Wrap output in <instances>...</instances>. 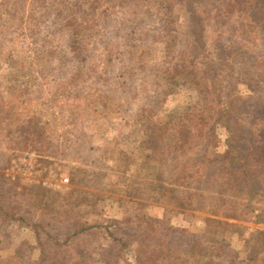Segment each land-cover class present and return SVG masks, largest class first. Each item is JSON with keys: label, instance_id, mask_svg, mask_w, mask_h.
<instances>
[{"label": "trees", "instance_id": "16d2710c", "mask_svg": "<svg viewBox=\"0 0 264 264\" xmlns=\"http://www.w3.org/2000/svg\"><path fill=\"white\" fill-rule=\"evenodd\" d=\"M257 5L0 0V138L34 139L37 164L63 152L110 164L112 149V164H127L123 180L152 173L139 197L205 216L182 229L170 224L174 212L151 207L78 229L70 239L79 242L56 249L30 228L21 235L37 242L15 264H264V230L237 222L246 213L264 226V16L238 13ZM95 135L104 152L91 146ZM100 227L115 248L80 243ZM16 248L11 230L0 231V264H13L5 256Z\"/></svg>", "mask_w": 264, "mask_h": 264}, {"label": "rangeland", "instance_id": "374dc122", "mask_svg": "<svg viewBox=\"0 0 264 264\" xmlns=\"http://www.w3.org/2000/svg\"><path fill=\"white\" fill-rule=\"evenodd\" d=\"M238 13L246 20L258 21L260 16H264V7L257 5L255 10L247 9ZM22 32L25 38L20 37L18 41L23 45L24 40L27 43L30 42V37L24 30ZM231 64H227L228 69ZM154 102H156L155 99L149 101V103ZM55 123L60 124L59 121ZM20 140V137L18 139L5 136L0 138V159L3 160L0 164V173L5 175L9 183L16 184L15 192H12L11 185L6 179L0 178V231L2 234L11 230L17 247L10 255L5 256L9 260L16 262L17 252L21 253L23 245L35 246L38 235L29 234L25 238L21 235L30 228L36 229V233L41 235L42 241L46 244L45 247L56 249L55 247H67L79 242L77 238L70 239L78 229L89 225L106 224L111 217L142 213L144 209L148 213L151 211L156 213L151 207L159 208L158 211L164 214H167L165 210L174 212L170 224L182 229L196 222V217H205L200 213L181 211L170 202L160 205L139 197V192L142 190L140 183L147 178L148 174L153 176L152 173L144 170L143 175L141 171L139 173L134 171L138 173V176L134 173L130 178L123 180V176H127L125 173L127 164H112L117 158V154L112 152V149L110 164L100 162L77 164L79 159L74 155H67L66 152L47 159V164H37L40 158L35 153L37 147L35 140L33 139L27 146L21 145ZM91 146L99 148L100 153L107 148L105 143L99 142L97 135L93 138ZM129 150L130 148L127 147L125 152L128 153ZM73 168H79L80 173L75 175L74 182L71 183ZM175 171H177L176 168ZM189 174L194 175V169H183L185 177ZM64 180L67 182L65 183ZM195 180L194 178L189 182L194 186ZM23 187H32L33 190L29 193L24 192ZM149 195H151L150 192ZM176 211L182 213L178 215ZM13 217L20 220L19 226L8 223L7 220ZM251 220V217L245 213L237 222L240 225L264 230V226L254 225ZM96 232H100V235L91 234L80 243L102 251L116 247L117 244L111 241V229L100 227ZM14 261L13 264H15Z\"/></svg>", "mask_w": 264, "mask_h": 264}, {"label": "built area", "instance_id": "2783aa9c", "mask_svg": "<svg viewBox=\"0 0 264 264\" xmlns=\"http://www.w3.org/2000/svg\"><path fill=\"white\" fill-rule=\"evenodd\" d=\"M64 182L66 183V182H67V180H64Z\"/></svg>", "mask_w": 264, "mask_h": 264}]
</instances>
